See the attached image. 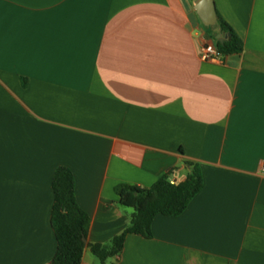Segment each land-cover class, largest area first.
Here are the masks:
<instances>
[{
  "label": "crops",
  "instance_id": "0c3cea01",
  "mask_svg": "<svg viewBox=\"0 0 264 264\" xmlns=\"http://www.w3.org/2000/svg\"><path fill=\"white\" fill-rule=\"evenodd\" d=\"M199 1L0 0V264H51L59 167L87 245H110L134 213L116 188L183 182L187 162L204 179L187 210L107 264H264V0H214L245 46L216 62ZM82 264L101 263L87 246Z\"/></svg>",
  "mask_w": 264,
  "mask_h": 264
},
{
  "label": "trees",
  "instance_id": "16d2710c",
  "mask_svg": "<svg viewBox=\"0 0 264 264\" xmlns=\"http://www.w3.org/2000/svg\"><path fill=\"white\" fill-rule=\"evenodd\" d=\"M218 23L221 32L228 36L224 43L217 40L219 51L227 56L242 54L245 48L242 39L222 19ZM186 165L189 168L187 179L178 184L170 182L171 172L160 177L150 188L127 184L116 188L120 204L133 209L134 213L129 226L110 245H87L85 242L91 218L77 202L76 182L72 171L67 167H59L53 180L55 198L52 225L57 250L51 264H82L87 246L101 264H107L108 260L122 254L128 235L152 238L153 221L158 215L179 217L204 187L200 166L192 162H187Z\"/></svg>",
  "mask_w": 264,
  "mask_h": 264
},
{
  "label": "water",
  "instance_id": "95a60500",
  "mask_svg": "<svg viewBox=\"0 0 264 264\" xmlns=\"http://www.w3.org/2000/svg\"><path fill=\"white\" fill-rule=\"evenodd\" d=\"M196 11L200 17L202 23L206 27H212L218 22V16L215 9L214 0H201L196 5ZM228 39V36L218 35L216 40L220 43H224ZM87 242V240H85Z\"/></svg>",
  "mask_w": 264,
  "mask_h": 264
},
{
  "label": "built area",
  "instance_id": "2783aa9c",
  "mask_svg": "<svg viewBox=\"0 0 264 264\" xmlns=\"http://www.w3.org/2000/svg\"><path fill=\"white\" fill-rule=\"evenodd\" d=\"M224 56L223 53L219 51L217 46L214 43L203 44L199 51V58L204 62H216L219 61ZM261 171L264 174V163L261 167ZM172 184H178V179L173 175L170 178Z\"/></svg>",
  "mask_w": 264,
  "mask_h": 264
}]
</instances>
